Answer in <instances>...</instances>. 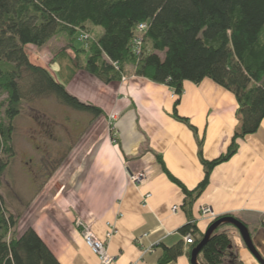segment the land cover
Listing matches in <instances>:
<instances>
[{"label": "crops", "instance_id": "crops-1", "mask_svg": "<svg viewBox=\"0 0 264 264\" xmlns=\"http://www.w3.org/2000/svg\"><path fill=\"white\" fill-rule=\"evenodd\" d=\"M65 87L104 115L94 118L50 97L45 103L52 110L47 115L49 136H39L32 127L24 137L20 132L14 147L21 156L9 201L5 199L18 216L16 233L34 229L61 264H100L74 223L80 219L99 239L112 223L117 230L107 247L112 264H157L163 247L178 242L182 254L168 264H191V246L180 233L189 221L182 208L184 195L165 176L157 156L173 177L194 189L204 175L198 141L204 160L227 150L238 127L235 97L209 79L184 82L177 115L187 119L195 134L173 118L172 91L134 76L132 69H127L125 80L107 85L78 71ZM109 116L115 117L117 143L109 139ZM71 121L78 127L74 133L69 131ZM58 123L66 132H60ZM237 144L236 153L212 170L192 206L195 238L212 222L200 216V208L208 206L217 217L231 216L245 224L264 259V120L256 133ZM131 174H143L142 181L133 184ZM232 238L229 253L234 260L228 257L227 264H259L236 236Z\"/></svg>", "mask_w": 264, "mask_h": 264}, {"label": "trees", "instance_id": "trees-1", "mask_svg": "<svg viewBox=\"0 0 264 264\" xmlns=\"http://www.w3.org/2000/svg\"><path fill=\"white\" fill-rule=\"evenodd\" d=\"M138 24H146L147 29L137 55L133 42ZM84 34L93 39L86 48L75 46L84 41ZM57 36L66 38L74 57L59 52L56 78L33 63L26 49L41 48ZM63 60L68 61L66 68ZM127 69L168 87L174 94L173 118L195 134L187 119L177 115L184 82L199 84L209 79L235 97L238 127L227 150L204 160L198 141L204 175L194 189L173 177L157 156L165 176L184 195L182 208L189 221L180 233L192 234L193 249L203 238H195L194 202L212 170L236 153L237 140L256 133L264 120V0H0V188L2 175L15 157L14 121L24 103L52 97L71 110L103 116L100 108L71 95L66 84L82 71L107 85L121 81ZM17 222L18 216L9 211L0 194V264H61L34 229L18 235ZM224 225L201 249V264L234 260L229 253L231 239L220 232ZM181 254V242L163 247L157 264H168Z\"/></svg>", "mask_w": 264, "mask_h": 264}, {"label": "rangeland", "instance_id": "rangeland-1", "mask_svg": "<svg viewBox=\"0 0 264 264\" xmlns=\"http://www.w3.org/2000/svg\"><path fill=\"white\" fill-rule=\"evenodd\" d=\"M96 32H98V30H96L95 33ZM83 37L85 38L83 42H81V43L75 42L74 45L77 47L83 46L84 48H86V45L88 44V42L93 39V35L89 36V35L84 34ZM26 51L29 55L30 60L33 63L46 68L56 78H57V76H59V69H60L59 65H58L59 61H57V58H56V56L59 54V52L63 51L64 54H66L67 56H71L72 58L74 57L73 52L70 50V48L67 47L66 38L63 36H57V37L53 38L52 40H50L48 43H46L41 48L28 47L26 49ZM60 61H61V59H60ZM62 66L64 68H66V66H68V61L63 60ZM123 80H125V76H123L121 81H123ZM48 98H50V97L41 98V99H34L30 102L23 104V108L21 110L20 115L14 121L15 131H14L13 141H12L13 146L17 142H19V140L21 139L20 138V132H21V134L26 133V130H27V132H30L31 127H32L33 132L39 133V136H41V137L43 136L45 138L47 136H49V132L47 129L49 119H48L47 115H51L52 110H51V108L47 107L45 104L48 101ZM29 107L32 109L34 108V110L30 109ZM30 118H32L33 121L38 126L32 124L30 122L31 121ZM70 124L71 125H70L69 131L72 133L76 132L78 130V127L76 125H73L72 121L70 122ZM57 128H59L60 132H66V129L64 127H62V124L58 123ZM108 132H109V139L113 143H117V142H115V140H117L116 135H114L113 133L110 134L109 125H108ZM24 135L25 134H23L22 137H24ZM33 143H34L33 146H36L35 141ZM23 147L29 148L28 145H23ZM14 150H15V147H14ZM19 153L16 154V152H15L14 159L12 160L9 167L7 168V170L4 171V173L2 175L3 179H2V183H1L0 194L3 196L4 199L7 200V202L9 201V196L12 192V184L14 183V167L16 165L17 159H20V156H21V153L20 154ZM21 158L22 159L25 158V160H26L25 156H24V158L23 157H21ZM215 220H213V221H215ZM262 221H263V218H262ZM220 232L226 233L228 235V237L231 239V246L229 247V251L232 250V248H233V244H234L233 238H232L233 236H236L241 241V243L243 244L239 234L237 233V230L233 226L224 225L220 228ZM198 260L202 263L203 257L201 255H199Z\"/></svg>", "mask_w": 264, "mask_h": 264}, {"label": "built area", "instance_id": "built-area-1", "mask_svg": "<svg viewBox=\"0 0 264 264\" xmlns=\"http://www.w3.org/2000/svg\"><path fill=\"white\" fill-rule=\"evenodd\" d=\"M147 29L146 24H138L134 28V49H135V54L138 55L139 50H140V45L142 42V37L143 34L145 33ZM81 39H85L83 36ZM174 97V94L172 92V96ZM113 119L114 116H109L108 117V125H109V130L110 134H114V129H113ZM129 179L133 184H138L142 181L143 179V174H135V175H129ZM148 198V195L145 196V199ZM175 210V209H173ZM200 216L205 219H209L211 221L215 220L217 218V215L215 212L212 211V209L208 206H203L200 208ZM263 222H264V215H263ZM75 227L80 233V236L84 242V244L92 251V253L97 257L98 261L100 264H112L113 258L108 254V244L110 240L113 238V236L116 235L117 230L115 226L112 223H107L106 224V232L104 235L103 239L97 238L91 231L90 229L80 220L76 219L75 220ZM184 243L187 245H191L193 243V236L191 233H186L185 235L182 236Z\"/></svg>", "mask_w": 264, "mask_h": 264}, {"label": "water", "instance_id": "water-1", "mask_svg": "<svg viewBox=\"0 0 264 264\" xmlns=\"http://www.w3.org/2000/svg\"><path fill=\"white\" fill-rule=\"evenodd\" d=\"M222 224L233 226L237 230L245 248L249 251V253L254 257V259L259 264H264L263 258L260 256V254L257 252L256 248L253 245L250 233H249L246 225L243 224L238 219H235L231 216L223 217V218L218 219V220H216L210 224V226L207 228L206 232L204 233L201 241L191 251V254H190V263L191 264H201V263H198V256L201 253V249L207 243L211 234Z\"/></svg>", "mask_w": 264, "mask_h": 264}]
</instances>
